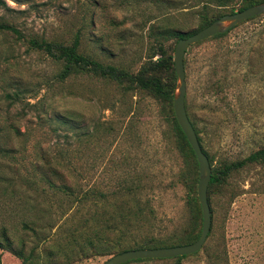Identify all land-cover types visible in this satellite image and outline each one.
Here are the masks:
<instances>
[{
	"label": "rangeland",
	"instance_id": "rangeland-1",
	"mask_svg": "<svg viewBox=\"0 0 264 264\" xmlns=\"http://www.w3.org/2000/svg\"><path fill=\"white\" fill-rule=\"evenodd\" d=\"M4 1L9 10L0 11V20L21 34L0 32V234L11 252L43 263L62 250L55 260L63 263L84 238L97 235L94 219L115 217L125 207L133 212L137 206L145 216L144 224L126 228L114 218L131 234L126 246L145 231L165 241L183 236L189 195L159 104L84 73L58 81V65L26 40L69 44L77 37L80 53L135 72L148 61L169 56L172 62L176 40L168 32L195 31L203 13H234L240 3ZM182 64L183 103L212 166L263 147L264 14L190 46ZM210 207L201 249L180 264H264V165L231 173L210 195ZM11 252L0 249V264H20ZM112 255L87 253L71 264H101Z\"/></svg>",
	"mask_w": 264,
	"mask_h": 264
},
{
	"label": "trees",
	"instance_id": "trees-1",
	"mask_svg": "<svg viewBox=\"0 0 264 264\" xmlns=\"http://www.w3.org/2000/svg\"><path fill=\"white\" fill-rule=\"evenodd\" d=\"M214 2L216 3V7H224L227 3L230 2H239L240 7L237 11H240L252 5L264 2V0H214ZM1 10H9L4 0H0V11ZM231 13L233 12L230 11V14ZM223 15L224 14H216L208 16L207 13H203L201 21L195 31L187 33L172 31L168 32V36L174 38L177 42L179 39L186 38L187 36L202 29L213 20ZM0 32H8L14 35L16 38H21V34L17 29L2 20H0ZM226 33L227 32H225L224 34L214 35L206 40H212L222 37ZM201 42H198L194 45H198ZM26 43L30 49L43 54L45 57L49 58L52 62L58 65L59 68L56 73V78L58 81L67 79L73 72L82 74L84 73L92 78L101 79L115 84L124 91L143 93L159 104L162 113L164 114L165 121L168 124V128L171 131L174 147L177 150L183 163V170L181 172L180 178L182 179V182L187 190V194L189 195L187 199V205L190 213V224L185 231V234L179 238H175V240L173 241H165L161 237L153 236L152 234L145 231L144 233L139 234L137 241H133L131 242L132 244L130 246H126L127 238L130 237L131 234L127 233V229H119L115 224L114 218L118 217L119 225H122L124 228H126L129 222L144 224L145 216H143L142 211L139 209V207L137 208V206L135 208V211L133 212L128 211L125 207L120 210L118 209L117 216L115 217L110 215L108 217L106 216L100 218V220L94 219L93 223L98 230L97 235L94 236L93 239L84 238V240L81 241V247L82 249L84 247V250L79 248V250H77L74 255L71 254L70 257L68 256V258H66L63 263H59L55 260L56 257L64 255L62 250H55L52 253H49V259H47L43 263L38 259L33 261L31 259V255L24 257L20 252L12 253L10 250V241L6 238L3 232L0 234V238L2 239V242H0V249H5L7 252H11L19 260L20 264H71L76 260L86 258L87 253H89L90 255H110L113 253L114 255L126 250L181 246L195 241L199 235V226H201L200 210L195 192L197 183V173L195 169L197 168V165L194 155L189 148L184 136L182 135L179 127L177 126L172 112L171 103L175 88V76L170 57L168 56L165 59H156L155 61L151 62L148 61L140 65L135 72H132L130 70H125L109 64H102L88 57L87 55L80 53L78 51L77 37H74L69 44H61L58 42L46 41L36 38H28L26 40ZM184 109L190 125L192 126L193 131L196 135L201 151L206 156L210 167V179L206 188V199L210 213H212V209L210 207V195L214 191L222 188L227 183V179L230 174L240 170L243 166L248 164L264 165V146L249 153L246 157L239 160L223 162L217 166H212L211 158L203 149L202 139L199 135V130L196 127V123L188 115L185 106ZM47 183L52 186L50 182ZM61 190L66 191L67 188H61ZM125 209L127 214L120 215L121 212ZM105 232L107 233L106 235L115 237V242L112 245H110V243H112L111 236L106 237V235L104 234ZM120 239L122 240L123 244H121ZM73 244L76 245V242L73 241ZM102 247L104 249H102ZM115 247H117V249L113 250V248ZM196 253L191 254V256L195 255ZM186 257L187 256L175 257L170 259H140L130 261L125 264L154 261H171L173 264H180V262Z\"/></svg>",
	"mask_w": 264,
	"mask_h": 264
},
{
	"label": "water",
	"instance_id": "water-1",
	"mask_svg": "<svg viewBox=\"0 0 264 264\" xmlns=\"http://www.w3.org/2000/svg\"><path fill=\"white\" fill-rule=\"evenodd\" d=\"M264 14V2L252 5L240 11L223 15L202 29L179 39L174 46L172 54V67L175 76V88L172 96V112L177 126L191 149L197 165L196 199L200 210L201 226L197 239L192 243L163 248L126 250L110 256L101 264H125L140 259H170L188 256L198 252L210 229L211 213L206 199V188L210 179V167L206 156L201 151L196 135L186 116L184 109V72L182 58L184 52L192 45L206 40L214 35L224 34L238 24L258 15Z\"/></svg>",
	"mask_w": 264,
	"mask_h": 264
}]
</instances>
